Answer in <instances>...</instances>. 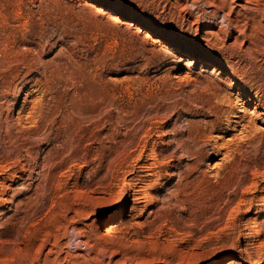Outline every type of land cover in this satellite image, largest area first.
I'll return each mask as SVG.
<instances>
[{"label": "rangeland", "instance_id": "374dc122", "mask_svg": "<svg viewBox=\"0 0 264 264\" xmlns=\"http://www.w3.org/2000/svg\"><path fill=\"white\" fill-rule=\"evenodd\" d=\"M0 264H264V0H0Z\"/></svg>", "mask_w": 264, "mask_h": 264}]
</instances>
